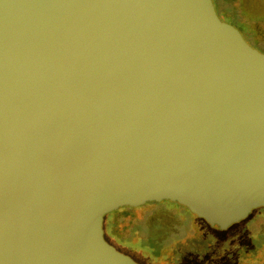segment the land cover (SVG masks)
<instances>
[{
	"label": "water",
	"instance_id": "obj_1",
	"mask_svg": "<svg viewBox=\"0 0 264 264\" xmlns=\"http://www.w3.org/2000/svg\"><path fill=\"white\" fill-rule=\"evenodd\" d=\"M148 202L264 207V53L213 0H0V264H139Z\"/></svg>",
	"mask_w": 264,
	"mask_h": 264
},
{
	"label": "trees",
	"instance_id": "obj_2",
	"mask_svg": "<svg viewBox=\"0 0 264 264\" xmlns=\"http://www.w3.org/2000/svg\"><path fill=\"white\" fill-rule=\"evenodd\" d=\"M178 204L181 206V203ZM145 207H121L112 216H104L103 226L104 238L108 243L116 249L122 246L136 252L147 264H159L160 261L165 264H217L219 256L245 253H250L253 263L258 264L264 256V207L257 215L239 221L244 224L226 237L218 233L229 230L232 224L226 228L210 227L203 220L201 224L190 225L186 222L188 227L182 233L164 239L154 236L142 223L146 214L150 213ZM141 224L144 228L140 229Z\"/></svg>",
	"mask_w": 264,
	"mask_h": 264
},
{
	"label": "rangeland",
	"instance_id": "obj_3",
	"mask_svg": "<svg viewBox=\"0 0 264 264\" xmlns=\"http://www.w3.org/2000/svg\"><path fill=\"white\" fill-rule=\"evenodd\" d=\"M254 20V19H253ZM252 22V27H255L257 30L260 31L262 36H264V26L263 23H258ZM145 210L150 211V213H147L146 216L144 217V224L148 227L150 232L154 235L157 236L159 239H164L167 238L169 235L177 234V233H182L183 230H185L188 224H201V221H203L202 218L195 217L191 214H189L185 209H183L178 203H168L164 202L163 204L159 203H153V202H148L145 204ZM156 209V211L154 210ZM154 210V211H153ZM117 210L107 214L112 216ZM153 211V212H151ZM262 209H257L252 215L255 216L258 213H260ZM141 212V211H140ZM138 212V218H141V214ZM250 217V216H249ZM242 221V220H241ZM238 223V222H237ZM236 224V223H235ZM244 222H240L237 225L232 224L233 226L224 232H219L218 235L221 237H226L231 234L233 231L238 230V226L243 225ZM206 226L210 227H221V228H226L225 226H217V225H211L207 224ZM141 228H144V225L141 224ZM117 250H119L122 253H125L129 255L130 257L133 258L137 263L139 264H147L145 260L140 257L136 252L125 249L122 246H117ZM250 253H245L244 255H229V256H219L217 258V264H254L253 259L251 257ZM159 264H165L164 261H160ZM258 264H264V256Z\"/></svg>",
	"mask_w": 264,
	"mask_h": 264
},
{
	"label": "flooded vegetation",
	"instance_id": "obj_4",
	"mask_svg": "<svg viewBox=\"0 0 264 264\" xmlns=\"http://www.w3.org/2000/svg\"><path fill=\"white\" fill-rule=\"evenodd\" d=\"M213 2L219 17L234 25L252 47L264 53V36L251 26L255 20L264 26V0H213Z\"/></svg>",
	"mask_w": 264,
	"mask_h": 264
}]
</instances>
